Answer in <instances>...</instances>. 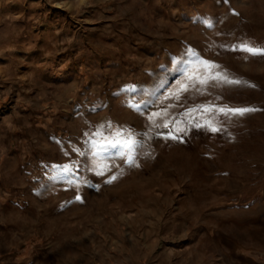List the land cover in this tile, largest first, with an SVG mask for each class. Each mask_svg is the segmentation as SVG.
Returning <instances> with one entry per match:
<instances>
[{"label": "rangeland", "instance_id": "1", "mask_svg": "<svg viewBox=\"0 0 264 264\" xmlns=\"http://www.w3.org/2000/svg\"><path fill=\"white\" fill-rule=\"evenodd\" d=\"M244 43L264 49V0H0V264H264V55ZM186 66L247 83L166 99Z\"/></svg>", "mask_w": 264, "mask_h": 264}, {"label": "snow or ice", "instance_id": "2", "mask_svg": "<svg viewBox=\"0 0 264 264\" xmlns=\"http://www.w3.org/2000/svg\"><path fill=\"white\" fill-rule=\"evenodd\" d=\"M239 49L241 51L247 52L249 54H253V55H264V49L262 48H258L255 46H251L247 43H244L242 45L239 46ZM198 63L201 65V67L207 71L208 73H211L212 69L218 67L217 65L211 64L208 61H204V60H199ZM180 71V75L181 76H186L188 83H184L180 85V88L175 92V93H171L169 97H166V99L168 98H175L176 100L180 99V92L184 91H188L190 88H196V84L199 83L201 85V87H203L204 85H206L209 80H218L224 83H229V84H240V83H247V82H241L239 80H230L227 78V76H223L219 73L215 74V75H203L199 73V69H191L189 67H185ZM200 90V89H197ZM154 103V101H153ZM168 108L174 107V105H168ZM198 110H202L204 112H210L212 111V108L210 106H200L199 109L197 108H190L187 110V112L185 113L186 116H190L192 112L198 111ZM255 109H251V108H237V109H218L219 112L227 115L228 113H232V114H239V115H243L247 112H251L254 111ZM168 116V112L167 109H164L162 111H158V112H153L151 116H149V120L153 122V124H155V121L157 118L162 119L163 117ZM170 121H165L163 126L164 127H168ZM159 126V125H157ZM207 126L211 128L212 131H218V129L214 126H212L211 121L207 122ZM94 135L100 136L102 138V140L107 141V147H110L112 149H117V148H122L123 145L119 142V141H113L111 139H109L108 137H105L103 135V132H97ZM117 136L121 135L120 132L116 133ZM175 138V137H173ZM97 141H93L92 142V146L93 147H97ZM131 149H129L130 151ZM104 152H106V147L104 144H100L99 147L97 148V151L93 153L94 156H101L104 154ZM121 156H123V152L119 153ZM105 159H107V156H104ZM128 162L132 163V158L129 156L128 157ZM97 175H103V171H97L96 173ZM112 179H115V177H112ZM108 182H111L110 180ZM77 199H79V197H77Z\"/></svg>", "mask_w": 264, "mask_h": 264}]
</instances>
